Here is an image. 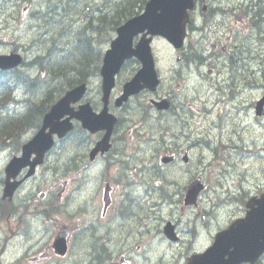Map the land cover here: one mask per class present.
Masks as SVG:
<instances>
[{
  "label": "rangeland",
  "instance_id": "374dc122",
  "mask_svg": "<svg viewBox=\"0 0 264 264\" xmlns=\"http://www.w3.org/2000/svg\"><path fill=\"white\" fill-rule=\"evenodd\" d=\"M23 2L25 0L0 1V54H8L7 52L11 50V46H14L25 56L27 63L44 57L43 61H39L43 67L29 69L21 66L17 76L10 75L4 78L5 81L9 82V85H13L18 77L23 79L25 74L29 75V79H34L39 76V72L45 73L43 83L46 85L49 64L58 62L61 59L78 62L82 57V50L86 49L89 53L90 47H84L80 44V48H78L74 35L85 27V20L88 16L93 14V17L96 18L101 16V14L97 15L98 12L103 11L105 12V22L94 24V27L103 29L102 33L88 34L91 40H95L96 48L92 49V56L95 58L98 51V41H103L106 37L111 36V28L116 26L117 23L113 21H118L121 16H118L120 13H115V11L119 7L123 8L129 0L128 2L127 0H60L58 3L55 0H32L31 10H40L46 14L35 22L29 16L30 10L27 11L28 13H22L20 7L15 8ZM56 3L60 7L59 10L54 7ZM54 11L55 15L53 14ZM43 32L46 34L44 35ZM41 34L43 36L39 38ZM152 49L157 65L167 78L169 75L166 70L168 66H174L173 60L176 58V53L162 39H155ZM64 64L68 63L65 62ZM97 82L98 79H95L91 84L88 92L91 97L94 96L97 90ZM26 85L29 86L28 83ZM16 87V95L21 96L25 92V86L21 83L16 84ZM39 91L40 87L37 88L34 95L25 94V96L39 102ZM229 104L225 102L224 107L228 109ZM132 117H136V115L132 114ZM155 123L151 122L149 124V131L153 139H157L160 136V130H163ZM154 125L159 130L155 129ZM208 131V128L196 130L198 134L196 139L201 140L203 144L196 145V149L192 148L190 150L188 164H184L179 159L176 165L164 167V178H160V181L161 185L164 184L166 187L163 186L171 198L166 200L167 202L159 203L158 207L152 206L149 209L136 205L134 212L138 214L137 219H133L134 213L132 211L129 219L123 222L124 229L115 232L117 234L115 236L120 238V241L127 248L129 256L126 260L128 262L132 260L133 264H182L190 254L209 246L216 232L225 229L232 220L243 216L244 206L242 201L247 195L256 194L264 188V154H256L254 150H251L250 155H247L244 151L235 149L221 151L218 148L213 149L211 152L210 147L219 144L218 130L209 131L210 135ZM144 132L147 134L148 130L146 129ZM181 132H184V130L175 129L174 126H171L168 131V133ZM241 133L249 134L255 141L256 146L264 145V130L253 128L241 131ZM30 136L31 133H28L23 138L28 139ZM187 147L176 145L177 150ZM142 148L144 152H148L150 155L151 148L153 149L154 145L150 142ZM11 157L10 152L0 154V174H2ZM209 163H214L215 166L212 173H210V170L213 167L208 170ZM222 165L227 170V176L223 180L221 178ZM49 166L50 163L38 169L35 176L30 178L24 188L18 192L16 200L25 199L29 206H39L41 193L47 192L50 195L51 189L55 188V193L58 192L59 188L56 185L59 183L60 178L50 170ZM146 167L144 178L151 179L153 174L151 175L150 167ZM199 177L206 183V191L201 195L197 208L185 206L183 198L186 187ZM78 178H81L83 182L84 178L82 176L79 175ZM132 179L133 181H140L139 175ZM218 181H220L221 186L216 189L215 185ZM74 186L77 188L78 184L75 185L72 182L66 189L62 200L56 201L52 205L58 218L50 215L44 219L42 226L39 224V233H46L48 236L55 234L61 225H65L70 229L69 254L63 259L51 257L48 264H79V256L81 255L82 261V254H85L86 250L78 245L84 244L86 248L88 238L75 237L74 233H90V222L98 230L100 227L108 226L110 220L113 224L119 225L117 224L120 220L117 217L118 208L121 205L123 207L128 205L127 202L120 204L121 195L118 194V190H115L111 194L112 209L102 212L101 191L96 196H93L94 192L81 193V190L79 193H74ZM158 198L159 194L155 193L154 199L158 200ZM168 221L176 226L179 236V241L176 243L167 241L163 236V228ZM0 224L2 225L0 234H7L9 231L8 220H0ZM103 231L104 229L100 232ZM48 236L43 237L41 243L49 239ZM15 242L19 243V241ZM12 246L7 248L9 249L7 255L10 257L22 250L20 245L17 247ZM111 247H114V245ZM114 257L119 258L112 255L111 259Z\"/></svg>",
  "mask_w": 264,
  "mask_h": 264
},
{
  "label": "flooded vegetation",
  "instance_id": "af4514ba",
  "mask_svg": "<svg viewBox=\"0 0 264 264\" xmlns=\"http://www.w3.org/2000/svg\"><path fill=\"white\" fill-rule=\"evenodd\" d=\"M232 1L234 0H223L218 3L221 9H200L194 12L199 17L195 18L194 15L190 19L186 58L174 76L175 83L167 88H160L161 93L154 99L156 101L168 99L170 109L157 112L149 108L152 112L150 114L152 120L155 118L158 123L166 124V127L170 125L175 129L184 130L181 133H174L172 138H169V146L165 150V153L173 157V164H176L179 157L177 151L173 150L175 145L192 147L201 143L196 139L198 136L196 130L204 127L216 128L219 130L217 134L219 139L229 140L230 135L234 134L232 131L238 125L234 116V112L238 111L236 104L239 102L236 97L251 90L261 94L264 92V0H247L246 3H239L240 0L234 3ZM201 3L206 5L207 2L201 1ZM241 5H247V8H241ZM246 32H253L254 39L248 40L246 35L243 36ZM256 87L261 89L255 90ZM143 93L147 95L146 92ZM186 95L188 98L183 102L182 99ZM138 98L141 99L142 95L140 94ZM148 102L150 104V98ZM225 102L230 103L228 109L224 107ZM182 103L185 108L182 107ZM123 109L124 107L120 110ZM120 110L111 111L116 115L117 121L108 142L99 146L105 131L90 134L84 144L79 138L74 140L72 169H65L63 163L62 168L56 172L60 178L56 185L59 188L57 195L54 189H51V194L43 199L44 202L40 206H28L25 214L13 212L8 222L10 234L0 235V264H48L51 257H59L55 254L53 245L62 232H65L66 245L70 251L68 227L61 225L55 234L50 236L46 233L40 234L38 227L39 224L42 226L44 219L50 215L58 218L52 205L62 200L72 182L78 184L77 188L74 186V193H79L81 190V193L94 192L93 196H96L103 191L101 210L105 212L112 209L113 201L110 194L121 187L120 185H124L123 182L128 176L133 177L134 174L143 172L139 160L145 161L144 155L125 153L128 133L136 137L141 133L139 130L142 129V124L130 123V118L127 115L121 116ZM219 112L222 113L219 115ZM261 115H264V111ZM128 126H132L134 130L129 131ZM96 148L98 150L91 159L90 152ZM149 162L145 161V163ZM79 175L84 178L83 182L78 178ZM1 179L0 177V188ZM120 193L118 191V194ZM120 195V204H123L122 202L128 200V195L125 194V190ZM117 217L120 219L117 222L119 225L113 224L110 220L108 226L100 227L98 230L90 222V233H74L75 237L88 238L86 248L84 244L78 245L88 252L82 254V261L81 255L79 256V264L82 262L85 264L86 258V264H124V262L133 264L132 260L131 262L126 260L129 256L127 248L120 241L121 239L115 236L116 231L120 232L124 229L123 222L128 219L125 206L121 205L118 208ZM135 217L137 219L138 215ZM103 229L104 231L100 232ZM17 231L20 233H16ZM46 236L49 239L41 243L42 238ZM19 245L22 247L20 252L12 257L7 255L8 247ZM112 245L114 247H111ZM66 254L68 255L69 252ZM66 254L63 257H66ZM112 255L119 258L111 259Z\"/></svg>",
  "mask_w": 264,
  "mask_h": 264
},
{
  "label": "water",
  "instance_id": "95a60500",
  "mask_svg": "<svg viewBox=\"0 0 264 264\" xmlns=\"http://www.w3.org/2000/svg\"><path fill=\"white\" fill-rule=\"evenodd\" d=\"M192 7V0H150L143 15L127 21L116 30L117 37L111 42L110 50L106 52L100 70L104 110L99 115H94L86 104L74 112L70 105L82 98L86 87L81 85L68 91L44 116L40 130L30 142L23 146L22 156L12 159L7 165L4 198H10L20 184V182L11 183L9 180L14 179L25 167L29 168L25 177L31 176L36 166L42 163L45 152L51 148L53 135L58 138L64 137L72 128V119L80 121L83 128L91 132L103 128V124L112 126L114 119L107 114L106 103L114 86V76L124 60L134 56L140 61L142 68L130 82L124 85L123 94L116 104L120 105L142 88L154 90L158 80L149 47L151 38L146 39V36L158 35L172 43L174 47H181L185 35L187 10ZM139 33L143 34L142 38L133 48L132 39ZM20 62L21 58L18 55L0 56V69L8 70L17 67ZM158 105V109L167 108L166 103ZM65 116L67 118L63 119ZM32 154L35 158L31 161ZM202 189L198 181L188 187L185 204H194ZM247 208H250L249 204ZM164 233L168 239L175 240L172 226L167 225ZM56 250L63 253L64 245ZM263 251L264 199L259 202L256 209L248 212L244 219L233 222L226 230L217 233L212 245L203 253L191 256L186 264H241L244 262L253 264Z\"/></svg>",
  "mask_w": 264,
  "mask_h": 264
},
{
  "label": "trees",
  "instance_id": "16d2710c",
  "mask_svg": "<svg viewBox=\"0 0 264 264\" xmlns=\"http://www.w3.org/2000/svg\"><path fill=\"white\" fill-rule=\"evenodd\" d=\"M146 0H129L128 3L125 4L123 8H118L115 13H120V16L116 26L111 28V31H114L117 26H119L123 21L132 17L137 12L136 9L141 10L143 4ZM101 14V16H99ZM46 14L39 15L36 21ZM99 17L94 18L92 14L88 16L85 20V27L82 30H79L74 35V40H77L76 45L80 48V44L82 46H91V39L89 37V33L94 34L97 32L98 34L102 33L103 29H98L94 27L96 23H104L105 22V12H99ZM45 35L46 33L43 32ZM43 36V35H41ZM111 37H106L103 41H98V48L103 43H106L110 40ZM86 49L82 50L81 61L75 62L67 59H61L58 62L53 64H49L48 66V81L47 84L44 85L43 81L45 73L39 72L38 78L39 80L36 87L31 88L26 85L27 82L22 83L25 86V92L27 94L34 95L38 87H40V97L39 102L33 101L31 98L24 96L22 100H17L11 96V92L2 96L0 98V150L5 148H11L14 151H17L19 148L18 139L26 133V129H36L39 127L42 116L47 112L49 107L62 95L67 89L72 88L80 83L86 82L88 79L85 77L95 76L98 73L99 65H100V51H97V54L94 59L90 56V52ZM67 62L68 64H64ZM26 64V63H25ZM36 67H43L41 64H37ZM17 71L13 72H0V79L3 80L0 83V86L6 84L9 85V82L5 81L2 76H17ZM20 78L18 77V80ZM36 79V78H35ZM4 84V85H3ZM52 84V85H51ZM13 103V105H12ZM22 103L21 109H15L14 104ZM73 133L70 134V138ZM16 142V145H13Z\"/></svg>",
  "mask_w": 264,
  "mask_h": 264
},
{
  "label": "bare ground",
  "instance_id": "6f19581e",
  "mask_svg": "<svg viewBox=\"0 0 264 264\" xmlns=\"http://www.w3.org/2000/svg\"><path fill=\"white\" fill-rule=\"evenodd\" d=\"M55 1H57V3L60 1V0H55ZM57 3H56V5L54 6L55 8H56V10H59V6L57 5ZM49 9H50V7H49ZM102 11V10H101ZM103 12V11H102ZM54 15H55V11H54V13H53ZM58 14V13H57ZM97 15H99V12H98V14ZM97 15H95V16H97ZM92 16H93V14H92ZM117 24V23H116ZM42 35V34H41ZM41 35H39V38L41 37ZM44 39V38H43ZM90 47V50H89V52H90V56L92 57V59H94L93 58V56H92V49L93 48H96L95 47V40H91V46H89ZM44 60V57H41V58H39L38 60H36V61H32V62H29V63H26V64H24V65H22V66H24V67H27V68H29V69H33V68H35L36 67V65L37 64H40L39 63V61H43ZM79 61H81V59L79 60ZM20 71H19V69H18V71H17V73H19ZM18 75V74H17ZM1 77V76H0ZM5 77H7V76H2V78L4 79ZM92 76H90V75H88V76H86L85 78L86 79H90ZM36 78V79H35ZM34 79H29V75H24V78L23 79H17V81H15L14 83H13V85H7L6 84V86L4 85L3 86V88L0 90V98L2 97V96H5L7 93L9 94L11 91H12V89L13 90H17V87H16V84H21V83H25V82H27L28 84H29V87L31 88V85H32V88L33 87H35L39 82V80H41V79H39L38 77H35ZM3 80H1L0 79V83L2 82ZM41 81H43V80H41ZM11 87H12V89H11ZM25 94H27L26 92H23V94H22V96L24 95L25 96ZM11 95H12V92H11ZM30 131L31 129H26V131ZM144 157H145V161H150V159H149V157H147L146 155H144Z\"/></svg>",
  "mask_w": 264,
  "mask_h": 264
}]
</instances>
